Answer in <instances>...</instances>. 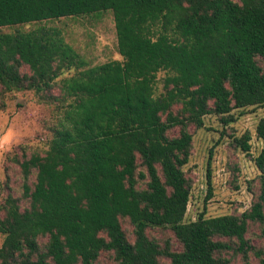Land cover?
Returning a JSON list of instances; mask_svg holds the SVG:
<instances>
[{
    "label": "trees",
    "instance_id": "1",
    "mask_svg": "<svg viewBox=\"0 0 264 264\" xmlns=\"http://www.w3.org/2000/svg\"><path fill=\"white\" fill-rule=\"evenodd\" d=\"M106 11L122 58L94 66L47 23ZM25 89L57 118L44 152L10 157L21 184L0 206V264H100L104 253L115 264H231L229 251L264 264L247 237L251 222H264V116L250 209L209 216L205 207L187 221L184 169L192 126L210 114L227 126L264 107V0H0V112L7 92ZM231 136L251 155L250 132ZM154 229L171 230L180 248Z\"/></svg>",
    "mask_w": 264,
    "mask_h": 264
},
{
    "label": "rangeland",
    "instance_id": "2",
    "mask_svg": "<svg viewBox=\"0 0 264 264\" xmlns=\"http://www.w3.org/2000/svg\"><path fill=\"white\" fill-rule=\"evenodd\" d=\"M49 25L63 29L66 40L87 59L90 66L112 59L122 58L118 51V38L115 19L112 11L90 15L68 16L47 22ZM39 23L23 26L4 27V32L17 28L28 30ZM24 71H29L27 67ZM71 71L70 73H73ZM165 72L159 74V89L163 87ZM59 92V90H56ZM7 107L0 112V206L8 192L19 195L21 184L20 167L10 161L11 155L26 149L28 154L34 151L44 152L52 137L50 125L57 118L53 104L41 101L33 90H14L6 93ZM264 116V107L255 112L242 115L239 119L224 126L216 115H207L202 128L194 132L192 155L184 167L192 180V191L186 220H195L206 207L207 215L241 214L251 208L257 193L260 191V170L254 157L263 147V141L257 135V124ZM226 129V134L221 131ZM252 135L251 155L234 146L231 134L241 136L245 132ZM213 195L209 194L208 165L210 150ZM10 180L11 188L7 186ZM0 215L3 212L0 210ZM131 228V226H129ZM151 234L158 239L171 238L173 248L179 249L171 230L154 229ZM247 237L258 248L264 249V222H251ZM4 234L0 232V246L4 242ZM231 258V264H241L242 254L233 251L225 253ZM251 261L259 264L258 257L251 252ZM164 264L169 259L162 258ZM100 264H115L109 253L100 257Z\"/></svg>",
    "mask_w": 264,
    "mask_h": 264
}]
</instances>
